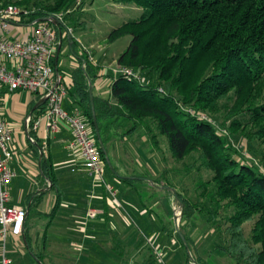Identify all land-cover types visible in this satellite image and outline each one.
Returning a JSON list of instances; mask_svg holds the SVG:
<instances>
[{"label": "trees", "instance_id": "obj_1", "mask_svg": "<svg viewBox=\"0 0 264 264\" xmlns=\"http://www.w3.org/2000/svg\"><path fill=\"white\" fill-rule=\"evenodd\" d=\"M76 1L55 0L46 7L39 6L40 0L18 1L16 5L27 8L32 3L41 9L21 14L17 23L31 25L44 19L43 23L51 25L50 19L58 11L68 19L67 11ZM120 2L139 8L141 15L110 30L107 40L114 42L129 37L116 65L143 76L137 75L139 79H136L111 75L109 95L92 97L101 146L88 93V82L99 77L98 68L83 58L84 66L71 75L72 90L65 86L75 99V109L87 123L101 162L113 178L137 192L136 185L149 181L138 174L125 173L129 177H121L117 173L108 157L103 128L107 123L129 124L124 136L140 129L153 146L157 144V135L162 136L174 160L192 159L184 175L194 169L210 173L206 180L199 179L195 184L194 198L179 182L174 183L172 176L165 175L157 184L151 182L163 209H169L171 198L180 206L179 233L175 231L174 236L183 250L182 264H209L210 260L213 264V256L205 261L199 257L192 260L189 256L196 249L189 232L197 223L219 234L220 242L215 250L232 264H264V0ZM3 3L0 1L1 6L10 5ZM54 25L56 32L62 27L59 22ZM231 93L234 101L228 110L230 123L226 135L209 116L220 112L221 101ZM44 110L42 103L32 114L38 111L40 115ZM230 133L263 146L259 164L237 154ZM31 147L34 151L41 149L37 139ZM50 168L43 155L41 176L50 185L48 191L56 196L53 210L45 217L52 216L62 195ZM45 194L35 190L25 199V244L38 263L42 260L30 250L27 233L29 215L31 212L38 215L36 210ZM148 197L152 198L150 194ZM156 218L164 220L159 215ZM248 222H253V226L247 238L243 225ZM150 263L154 264L152 260Z\"/></svg>", "mask_w": 264, "mask_h": 264}, {"label": "rangeland", "instance_id": "obj_2", "mask_svg": "<svg viewBox=\"0 0 264 264\" xmlns=\"http://www.w3.org/2000/svg\"><path fill=\"white\" fill-rule=\"evenodd\" d=\"M0 1L27 13L30 9H41L32 3L28 5L27 8L29 9L23 5H16V2H22V0ZM54 2L55 0H40L39 6L46 7L54 4ZM67 13L70 16L68 19L64 18L65 13L62 11L56 12L49 19L55 20L54 23L62 24L61 28L67 30L71 42L75 41L73 39L74 34L80 38L81 43L87 45L93 43L91 48L83 47L82 52L87 55V61L92 66L95 64L93 67L97 66L99 71L97 78L104 79L106 73L112 74L115 68H124L116 65L117 58L115 61H112L111 58L120 55L127 47L130 38L123 37L114 42H108L107 36L110 30L120 26L123 22L137 19L141 15L139 8L125 6L120 0H77L74 7ZM54 23L52 22L48 26L53 28ZM53 30L56 33V42H58V32L54 28ZM90 51H93L95 55L106 57V62L102 65L97 62L96 65V61L89 53ZM137 75H140L141 78L143 76L141 73H137ZM233 101L234 97L231 93L221 101L220 112L214 116H209L218 128L226 131V135L228 134L226 128L230 123L228 110ZM128 128H130L129 124L126 125L125 123L105 124L103 130L108 157L121 177H129L125 173L130 176L138 174L147 178L149 184L136 185L137 192H135L129 185L113 178V174L106 170L105 164L102 163L103 180L90 181L88 183L90 184L89 188L83 189L92 195L86 194L76 204L79 219H73L68 214H62L60 219L61 222L71 225V228H76L69 231L68 238L64 237L66 238L64 243L69 248L67 257L63 260L54 257L45 264H151V260L154 264L183 263V250L174 236L176 229L173 221L174 217H177L179 228L180 208L177 202L171 198L168 201L169 209H163L162 202L158 193L153 190L154 184L151 182L161 181L165 175L172 176L173 182H179L186 188L188 195L194 198L193 188L195 184L199 179L206 180L210 173L194 169L189 175H184L192 159L174 160L167 149L166 141L160 135L156 137V146L151 144L149 138L143 135L140 129L131 135L124 136L123 134ZM229 136L237 154L247 159L248 162L259 164V153L263 146L248 142L240 134L230 133ZM109 167H111L110 164ZM93 194L97 195V200L93 198ZM149 194L152 196L151 199L148 197ZM114 199L119 206H116ZM90 209L97 211V215L93 218L88 215ZM157 215L163 217L164 220H158ZM40 221L43 220L36 218L33 212L30 213L29 223L34 239L38 238L35 232L39 233L38 230H40L36 247L32 245V251L37 256H40L44 251L43 240H45L42 238L43 227L40 226ZM252 226L253 222L243 225L245 237H249ZM191 230L189 235L195 240L196 246V251L192 249L189 252L192 260L199 257L205 261L209 256H213V264H232L228 258L215 250L216 245L220 242L219 234L213 230H208L202 223H197L195 228ZM57 237L56 235H48V238L53 240ZM18 245L12 236H7L5 241L7 251H16ZM46 254L49 257V251ZM192 264L196 263L193 262ZM209 264H212L211 260Z\"/></svg>", "mask_w": 264, "mask_h": 264}, {"label": "crops", "instance_id": "obj_3", "mask_svg": "<svg viewBox=\"0 0 264 264\" xmlns=\"http://www.w3.org/2000/svg\"><path fill=\"white\" fill-rule=\"evenodd\" d=\"M30 32V25L16 22L11 25L9 32L5 35V39H25L29 36ZM67 33V30L63 28L58 30V44L54 53L52 66L55 76H58L60 81L68 89L72 90L71 75L77 68L84 66L85 62L82 59H87V55L82 52V48H91L93 47V43L89 45L81 43L80 38L74 34L73 39L76 42H71L69 34ZM89 53L96 61V65L97 62L102 65L107 60L106 57L95 55L93 51ZM116 56L115 58H111V60L113 59L112 61H115L117 58ZM2 63L8 68L14 67V63L8 60H3ZM94 65L95 64H93V66ZM94 68L96 69L97 66ZM111 75L113 74L106 73V78L104 79L97 77L92 78V82H90L92 85V97L106 98L109 95ZM41 100L42 98H39L38 95L23 91L8 92L6 88L0 89V112L13 134L12 142L10 143L12 160L9 164V169L14 174V177L8 186L11 203L22 206L25 209V199L28 194L35 190L46 192L41 203L37 207L36 211L38 215L35 216L43 220L40 221L39 224L43 227V235H46V238L42 236L43 239L45 238V240H43L44 251L39 256L42 262H36L29 253L25 244L24 226L22 234L19 237H13L14 242L19 244V247L17 246L18 249L16 251H7V257L10 260L8 264H19L21 262L22 264H45L46 262H50L54 257L61 258L62 260L65 259L68 255L69 248L67 244L64 243V239H66L64 237L66 236L68 238L70 234L69 231L76 228H71V225L66 222H61L60 219L62 214H68L73 219H79L76 204L81 201L79 200L80 198L83 199L86 194H91L83 188L88 189L90 186L88 183L90 181H95L94 178L90 176L89 172L83 168L78 150L70 147L72 136L65 122L59 121V128L56 133L46 134L43 128L39 129L37 132L31 131L29 121L30 118L31 121H33L38 116V111L35 114H32V112L37 109L40 104L38 106L36 105ZM74 101L75 99L68 92L62 103L63 110L68 112L77 110L75 109L77 106ZM35 106L36 109L33 110ZM35 139H37L41 145V149L37 148V151H34L31 147ZM43 155L51 165L50 170L62 194L60 203L57 208L54 209V213L51 217H45V214H49L53 210L56 196L53 191H48L50 185L47 180L41 176L40 162ZM93 195V198L97 200V195ZM38 231L39 233L37 231L35 232L38 238L34 239V234L30 225V231L27 233L30 250H32V245L36 247L38 243L40 230ZM81 231L83 230L81 229ZM48 235H56L60 239L58 237L55 240L49 239ZM47 251L50 253L49 257L46 254Z\"/></svg>", "mask_w": 264, "mask_h": 264}, {"label": "built area", "instance_id": "obj_4", "mask_svg": "<svg viewBox=\"0 0 264 264\" xmlns=\"http://www.w3.org/2000/svg\"><path fill=\"white\" fill-rule=\"evenodd\" d=\"M21 14L27 12L21 13L13 6H0V89L23 91L45 99L43 113L29 122L31 131L37 132L43 128L46 134L56 133L59 121L65 122L71 131L70 147L78 150L83 168L94 180L102 181V162L81 112H68L62 108L67 90L53 71L52 61L57 45L53 28L45 23H35L30 25L31 32L25 39H5L11 25L18 22ZM3 60L14 63V67L8 68L2 63ZM112 74L139 79L137 74L126 68H115ZM12 136V130L0 112V264L9 263L5 241L9 235L19 237L22 234L26 216L22 206L11 203L8 189L14 177L9 169ZM113 201L119 206L115 199ZM88 215L93 218L97 211L90 209Z\"/></svg>", "mask_w": 264, "mask_h": 264}, {"label": "water", "instance_id": "obj_5", "mask_svg": "<svg viewBox=\"0 0 264 264\" xmlns=\"http://www.w3.org/2000/svg\"><path fill=\"white\" fill-rule=\"evenodd\" d=\"M44 21L45 20L42 19V20H39L38 22H44ZM51 21L52 22H56L55 20H51ZM88 93H89V96H90V102H91V108H92V114H93V121H94L95 132H96V136H97V138L99 140V144L101 146V141H100L98 129H97V125H96V122H95V114H94V111H93L92 85H91L90 82H88ZM44 102H45V99L42 98V100L36 106H38L39 104L44 103ZM36 106L33 108V110L36 109ZM179 208H180V206H179ZM173 221H174V226H175L176 232L179 233L178 219H177V217H174Z\"/></svg>", "mask_w": 264, "mask_h": 264}]
</instances>
